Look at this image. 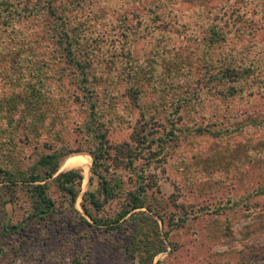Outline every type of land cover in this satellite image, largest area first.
Segmentation results:
<instances>
[{"label":"rangeland","instance_id":"1","mask_svg":"<svg viewBox=\"0 0 264 264\" xmlns=\"http://www.w3.org/2000/svg\"><path fill=\"white\" fill-rule=\"evenodd\" d=\"M82 1L27 0L43 19L41 28L28 21L19 25L34 33L33 42L39 41L31 48L19 47L0 30V169H31L59 147L74 152L55 177L82 169L76 209L86 217L83 196L98 187L87 153L94 145L75 128L86 123L89 100L94 101L97 109L118 114V129L109 136L112 144L131 141L136 129L151 142L160 137L168 142L164 162L153 170L157 185L147 194L152 211H146L149 223L143 224L145 235L162 239L167 248L152 264H264V122L259 124L264 91H253L250 99L230 96L224 82L211 78L222 58L237 56L257 62L252 68L264 80V61L257 54L264 52V0H94L92 7L77 11L74 6ZM91 10H97L96 18ZM53 11L70 32L79 26L74 16L83 15L79 30L90 36L97 24L101 29L125 16L124 58L105 62V55L97 54L85 71L74 67L64 39L46 27ZM75 49L78 58H86L94 47ZM33 54L41 58L35 65ZM10 72L20 76L12 85L6 83ZM35 116L45 119L38 127L46 133L38 141L30 132ZM62 123L68 126L66 135ZM174 126L181 128L177 136L172 135ZM115 169L131 188L128 171L111 164V172ZM123 202H108L100 215L115 217ZM1 205L0 219L16 223L23 218L22 203ZM123 225L129 233L74 226L68 217L47 228H27L19 240L24 249L16 238L0 243V264H138L129 237L133 226L129 221Z\"/></svg>","mask_w":264,"mask_h":264},{"label":"trees","instance_id":"2","mask_svg":"<svg viewBox=\"0 0 264 264\" xmlns=\"http://www.w3.org/2000/svg\"><path fill=\"white\" fill-rule=\"evenodd\" d=\"M93 2L94 0H83L74 7L77 11H82L86 7H92L94 5ZM35 9L37 8L27 3V0H0V30L4 31L5 29L7 34L12 35L13 39L18 44L20 43L19 47L31 48L39 42L32 41L33 32L26 33L19 26L28 21L33 28H41L43 23L39 25L38 22L43 19L40 13L37 14V12L33 11ZM91 11L90 15H95L96 18L97 12L94 11L97 10ZM48 17L51 19L45 23L46 27L57 32L59 37L65 40H63V43L67 51L68 62L73 64L74 67L85 71L86 67L90 65L89 58L91 56L98 58L97 54L105 55V62L113 61V63H116L124 58L126 45L124 39L128 37L127 33L129 31L127 25L123 26L126 21L125 16L124 18H119L115 23L110 21L107 26L103 24L101 29L99 24H97L96 29L98 31L95 36L85 34L82 31L83 29L79 30L80 25L83 24V15L78 16L77 13L74 16L76 20L80 19V22L79 26H73L72 32L67 28V24L61 23V18L56 16L55 11L51 12ZM102 19H106V17H102ZM100 20H96V22L98 23ZM70 33L73 35L71 34L72 36H70ZM78 33L86 36L76 37L75 34ZM22 43H25V45L30 44L25 46ZM90 44L93 45L94 50L90 49L86 58H78L75 46H86L89 48ZM103 49H106L105 53H102ZM60 50L61 48L58 47L56 52L60 53ZM257 54H260L259 60L264 61V52H257ZM33 56L36 58L35 65L37 59L41 58L37 54H33ZM257 56H253V58ZM247 61L248 59L242 58L240 60L237 56L227 59L222 58V61H220L221 65L218 66L220 70L212 73L211 78L215 77L220 82H224L230 96L241 94L246 99L254 98L255 93L264 91L263 73L261 76L257 73L255 74V69L252 67L257 68V62ZM6 75L8 76L6 82L8 85L15 84L20 79V76L15 73L12 74V72ZM40 76L42 77L41 73ZM83 86L88 90L87 93H90L87 84L85 83ZM253 91L255 92L254 94L252 93ZM57 92H62V88L58 89ZM89 101L91 105L87 109L86 123L82 122L75 129H80L78 131L84 135L85 142L89 144L91 142V145H94L87 153L93 159L92 174L98 180V187L96 190L90 189L87 191L83 196L82 203L83 213L92 220V223L76 209V203L81 195L84 181L82 169H71L55 177L63 167L64 162L74 154V152L59 147L52 149L50 153L43 154L31 169L24 171L0 169V176L3 177L4 183V186L0 189L1 206L4 203H11L17 206L22 203L24 206V216L16 223L12 222L13 220L7 221L5 217L0 219V243L8 237L11 239L16 238L15 244L19 248L24 249L23 243L19 241L25 236L21 233V230L32 227H38V229L47 228L52 222L59 221L64 217H68L69 222L74 224V226H85L89 229L116 233L124 231L129 233V228L126 229L123 225V223L129 221L131 226H133L134 232V235L130 233L129 237L132 239L134 252L139 254L140 263L138 262V264H152L159 254L167 251V248L164 247L162 239H159V242L149 239L145 235L146 229L143 224L148 225L149 223L146 219L148 218V215L145 214L146 211H152L147 194L153 189V186L157 185V180H155L157 174L153 170L159 168L164 162L165 151H167V147L169 149V146L165 147L168 142L165 141L166 138L164 137L151 142L148 135H143L141 130L136 129L133 131L131 141L112 144L109 136L114 130L118 129V114L111 111V108L107 112H103L97 109L98 104L96 102ZM10 110L11 108L8 109V111ZM14 111L15 108L12 114ZM38 117H34L36 125L30 128V132H34V137L37 141L46 133L42 131L43 128L38 127L45 119ZM262 122H264V118L260 120L259 124ZM256 123L253 122L254 125ZM62 125V134H68V126L63 123ZM172 129V135L177 136L175 132L180 131L181 128H175L174 126ZM242 129V126H236V131L241 132ZM51 130L53 128L49 129V131ZM53 132H55V137L60 134L56 130H53ZM113 163L117 164L119 169L123 168L128 171L133 188H128V183L125 181L123 173L120 172L117 175L116 169L111 172L110 165ZM120 199L124 200V202L122 203L121 211L115 217L100 215L104 205L110 201ZM85 201H89L88 206ZM226 209H230V207ZM137 210L138 212H135ZM149 218L158 226L152 217L149 216ZM168 233H166V236H169Z\"/></svg>","mask_w":264,"mask_h":264},{"label":"bare ground","instance_id":"3","mask_svg":"<svg viewBox=\"0 0 264 264\" xmlns=\"http://www.w3.org/2000/svg\"><path fill=\"white\" fill-rule=\"evenodd\" d=\"M73 158V157H72ZM74 159V158H73ZM88 173V172H87Z\"/></svg>","mask_w":264,"mask_h":264}]
</instances>
